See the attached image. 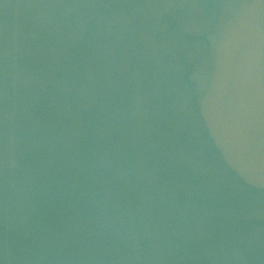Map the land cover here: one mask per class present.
I'll list each match as a JSON object with an SVG mask.
<instances>
[{
	"label": "water",
	"instance_id": "obj_1",
	"mask_svg": "<svg viewBox=\"0 0 264 264\" xmlns=\"http://www.w3.org/2000/svg\"><path fill=\"white\" fill-rule=\"evenodd\" d=\"M0 264H264V0H0Z\"/></svg>",
	"mask_w": 264,
	"mask_h": 264
}]
</instances>
